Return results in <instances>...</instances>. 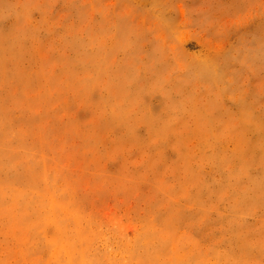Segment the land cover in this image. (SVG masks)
Wrapping results in <instances>:
<instances>
[{"label":"rangeland","instance_id":"obj_1","mask_svg":"<svg viewBox=\"0 0 264 264\" xmlns=\"http://www.w3.org/2000/svg\"><path fill=\"white\" fill-rule=\"evenodd\" d=\"M0 264H264V0H0Z\"/></svg>","mask_w":264,"mask_h":264}]
</instances>
